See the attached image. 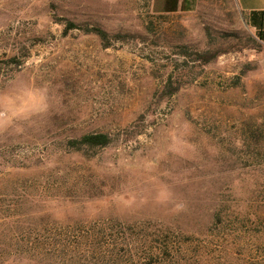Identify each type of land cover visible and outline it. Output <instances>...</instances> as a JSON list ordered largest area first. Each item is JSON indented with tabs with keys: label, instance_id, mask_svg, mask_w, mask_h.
I'll use <instances>...</instances> for the list:
<instances>
[{
	"label": "rangeland",
	"instance_id": "obj_1",
	"mask_svg": "<svg viewBox=\"0 0 264 264\" xmlns=\"http://www.w3.org/2000/svg\"><path fill=\"white\" fill-rule=\"evenodd\" d=\"M55 15L129 36L105 47ZM250 38L235 0H0V264H264V42ZM205 50L221 52L194 60ZM88 132L110 142L68 146ZM101 226L113 256L82 251L79 229ZM145 233L171 254L135 248Z\"/></svg>",
	"mask_w": 264,
	"mask_h": 264
},
{
	"label": "trees",
	"instance_id": "obj_2",
	"mask_svg": "<svg viewBox=\"0 0 264 264\" xmlns=\"http://www.w3.org/2000/svg\"><path fill=\"white\" fill-rule=\"evenodd\" d=\"M191 4L192 2L189 3L188 0H182L180 9H189L191 7ZM177 9V0H166L165 12H171ZM53 18L56 23L62 25L64 34L74 29L82 30L85 33H93L101 39L102 44L105 47L110 46L113 40H125V38L129 36L126 33L120 32L109 34L104 28L99 25H93L85 22L79 23L67 17H59L55 15ZM251 20L253 22V26H255L256 38L264 42V11L261 12L258 18L255 15L251 14ZM257 39L250 38L253 43L259 46L260 43L257 41ZM185 52H187V50H183V54H185ZM220 52L221 51L212 52L210 50L193 51L194 60L209 62L213 58L217 57ZM9 61L14 62L16 64L21 63L20 59H17L15 55L9 57L4 62L7 63ZM109 142L110 136L106 132H88L82 134L79 137L68 139L67 144L72 148L79 149L83 147L105 146ZM100 229L101 230H98V232L95 234H90V231L83 227L79 229L80 232H85L86 235V243L85 246L82 248V251L91 250L95 252H100V254H102L103 256H106L107 254H109V256H113L114 253H118V246L121 243H119L118 239L112 237V235H110L111 233L108 232L103 226H101ZM64 232L66 233L67 231ZM156 241L157 239L151 233H145V235L139 237L138 241L136 240L135 243L133 242V245L135 246V248L140 249L141 251H148V255L150 256V258H160L161 255L164 253L171 254L172 246L169 243L165 242L164 244L160 245ZM123 243L126 249L131 250V245L129 242L124 241ZM50 248H52V246ZM55 248H60V246L56 245ZM68 248L74 249L75 245H70V247Z\"/></svg>",
	"mask_w": 264,
	"mask_h": 264
},
{
	"label": "crops",
	"instance_id": "obj_3",
	"mask_svg": "<svg viewBox=\"0 0 264 264\" xmlns=\"http://www.w3.org/2000/svg\"><path fill=\"white\" fill-rule=\"evenodd\" d=\"M189 3L194 0H188ZM155 6L161 12H165V2L166 0H153ZM182 0H177L178 9H180ZM236 7L243 13L247 22L255 29L253 22L251 20V14L255 15L257 18L260 16L261 12L264 11V0H235Z\"/></svg>",
	"mask_w": 264,
	"mask_h": 264
}]
</instances>
